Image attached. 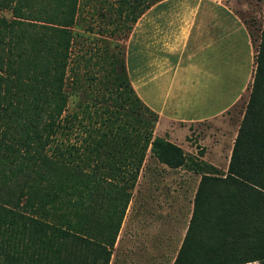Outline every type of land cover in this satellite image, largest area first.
<instances>
[{"label":"trees","instance_id":"trees-1","mask_svg":"<svg viewBox=\"0 0 264 264\" xmlns=\"http://www.w3.org/2000/svg\"><path fill=\"white\" fill-rule=\"evenodd\" d=\"M157 1H118L127 35ZM8 3L14 19L0 18V184L11 188L0 198V264H110L148 152L200 175L173 264H264V14L248 102L220 174L153 136L158 116L131 87L124 54L110 86L68 114L79 0Z\"/></svg>","mask_w":264,"mask_h":264},{"label":"crops","instance_id":"crops-1","mask_svg":"<svg viewBox=\"0 0 264 264\" xmlns=\"http://www.w3.org/2000/svg\"><path fill=\"white\" fill-rule=\"evenodd\" d=\"M237 1L161 0L132 25L125 69L138 98L158 116L154 137L183 150L193 126L222 117L250 93L256 49ZM203 155L221 168L220 159Z\"/></svg>","mask_w":264,"mask_h":264},{"label":"rangeland","instance_id":"rangeland-1","mask_svg":"<svg viewBox=\"0 0 264 264\" xmlns=\"http://www.w3.org/2000/svg\"><path fill=\"white\" fill-rule=\"evenodd\" d=\"M118 1L79 0L66 78L68 114L79 113V107L93 103L97 88L110 86L117 62L123 59L130 23L123 20L124 14L120 15ZM149 1L153 0H142V4ZM7 3L8 0H0V18L10 22L14 19L13 3L4 8ZM233 7L245 21L256 46L263 21L264 0H239ZM92 77H96L94 81ZM248 96L245 95L222 117L193 126L186 137L184 152L199 160L208 152L211 159H220L219 173H226L223 164L239 129ZM105 104L108 105V101ZM5 106L2 105L1 109ZM7 112L10 114L11 109ZM5 129L6 126L1 127L0 132ZM199 181V174L187 168L169 169L148 152L132 191V200L110 264H173L191 218ZM10 188L11 183L0 184V198H5V192Z\"/></svg>","mask_w":264,"mask_h":264}]
</instances>
